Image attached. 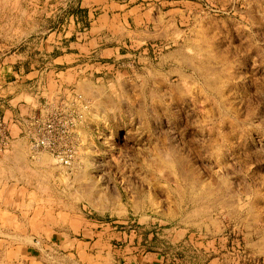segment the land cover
I'll use <instances>...</instances> for the list:
<instances>
[{"label":"rangeland","instance_id":"rangeland-1","mask_svg":"<svg viewBox=\"0 0 264 264\" xmlns=\"http://www.w3.org/2000/svg\"><path fill=\"white\" fill-rule=\"evenodd\" d=\"M88 31V52L53 47ZM36 72L21 157L0 91V264H264V0H0V89ZM70 95L90 110L69 173L25 122Z\"/></svg>","mask_w":264,"mask_h":264},{"label":"built area","instance_id":"built-area-1","mask_svg":"<svg viewBox=\"0 0 264 264\" xmlns=\"http://www.w3.org/2000/svg\"><path fill=\"white\" fill-rule=\"evenodd\" d=\"M80 99L79 95L67 96L42 109L40 116L35 113L26 120L32 157L45 152L55 159L54 164L69 173L80 167V153L86 148L80 127L86 122V112L90 110L89 102L81 103ZM10 142L8 124L0 118V152L7 151Z\"/></svg>","mask_w":264,"mask_h":264},{"label":"crops","instance_id":"crops-1","mask_svg":"<svg viewBox=\"0 0 264 264\" xmlns=\"http://www.w3.org/2000/svg\"><path fill=\"white\" fill-rule=\"evenodd\" d=\"M109 1V0H107ZM111 2H108V4H110ZM105 4V3H104ZM87 7V6H85ZM103 12V11H102ZM109 12V11H108ZM107 12V14H108ZM91 13L93 14L91 8L88 7L87 9V15L88 18H90ZM100 15H103V13H101ZM85 33H87L86 35H84ZM82 34V33H80ZM91 35V36H90ZM66 36V35H65ZM101 36H99V31L96 34H89L88 32H83V34L81 35V37L77 36V32H72V36L70 38H65L61 41H55V43L57 44H53V47H55L56 49H61V50H70V49H76L79 54H76L74 52H66L63 55H80L84 52H88L90 49H92V41H94L95 43H97V41H100ZM59 43V45H58ZM61 44V45H60ZM98 45V44H97ZM101 51L106 50L105 48L100 49ZM63 55H60L58 57H61ZM20 73L22 72L21 70L19 71ZM32 72H29L27 74H25V77L28 74H31ZM42 74L36 72L34 73V75H32V78L28 77L27 79H30L27 84L24 83L22 84L21 82H17L20 80H13L12 82H10V84H12L11 86H9V83L6 84V86L4 87V89H0V91L5 90L6 93H9V91H13L15 92V90L17 91L14 95L11 94L10 98L7 100H2L3 102L6 101L7 104V108H5L3 110L4 113V117H6L7 112L10 113V116H7L9 121H10V133H11V137H12V143H11V149L14 150L16 149V151H18V156L21 157L23 151H24V140H22L19 135L21 134V125L19 123L16 122H12L13 121V117L15 116V114L17 115H22V114H26L29 109L32 106V103H28L26 102L24 99L20 98L17 102L14 103V100L16 99L17 96L20 97H31L34 101H37V97L42 95L43 91L41 90V79L43 78L41 76ZM15 77V76H14ZM20 78L22 76H19ZM20 83V84H18ZM1 100V99H0ZM23 100V101H21ZM15 112V114H14ZM10 149V150H11ZM23 150V151H22ZM7 152V151H6ZM5 152V153H6ZM4 153V154H5ZM53 158V157H52ZM54 159V158H53ZM5 179V177L0 176V183L1 181H3ZM2 189L0 187V193H1ZM0 216H1V212H0ZM67 230V229H66ZM68 231V230H67ZM94 232V230H92V228L90 227V229H87V233L90 234ZM119 237L120 238H125L124 236L125 234L123 232H119ZM58 235L60 236H55L54 240H58L60 246L63 245H67L70 244L72 242L71 245H77V242H75L73 240L72 237H70V235H68L65 232H59ZM89 237V236H87ZM57 238V239H55ZM61 238V240H60ZM131 239V238H130ZM53 240V241H54ZM51 242V241H50ZM129 243H127L128 245H130V240L128 241ZM55 244H57V242L54 241ZM137 251L135 254L132 253L131 255H126V256H121V260L124 264H163V260L161 259V255L159 253L156 252H141Z\"/></svg>","mask_w":264,"mask_h":264},{"label":"bare ground","instance_id":"bare-ground-1","mask_svg":"<svg viewBox=\"0 0 264 264\" xmlns=\"http://www.w3.org/2000/svg\"><path fill=\"white\" fill-rule=\"evenodd\" d=\"M197 66V65H196ZM208 70V69H207ZM52 104H55V103H52ZM41 153H43V152H41ZM40 154V153H39ZM67 179V178H66ZM211 191V190H210Z\"/></svg>","mask_w":264,"mask_h":264}]
</instances>
